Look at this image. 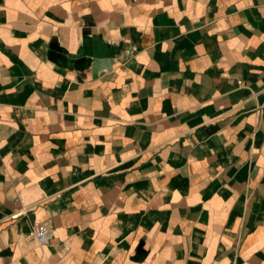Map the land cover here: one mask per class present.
<instances>
[{"label": "crops", "instance_id": "1", "mask_svg": "<svg viewBox=\"0 0 264 264\" xmlns=\"http://www.w3.org/2000/svg\"><path fill=\"white\" fill-rule=\"evenodd\" d=\"M0 264H264V0H0Z\"/></svg>", "mask_w": 264, "mask_h": 264}, {"label": "built area", "instance_id": "2", "mask_svg": "<svg viewBox=\"0 0 264 264\" xmlns=\"http://www.w3.org/2000/svg\"><path fill=\"white\" fill-rule=\"evenodd\" d=\"M53 226L50 222H42L34 225L32 228L30 238L35 240L38 244L45 246L53 237Z\"/></svg>", "mask_w": 264, "mask_h": 264}]
</instances>
